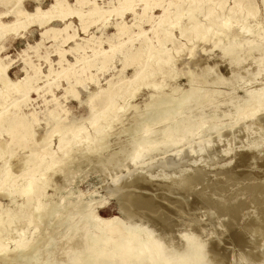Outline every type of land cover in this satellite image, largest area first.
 <instances>
[{
	"label": "rangeland",
	"instance_id": "obj_1",
	"mask_svg": "<svg viewBox=\"0 0 264 264\" xmlns=\"http://www.w3.org/2000/svg\"><path fill=\"white\" fill-rule=\"evenodd\" d=\"M98 2H102L107 9L118 6L111 0ZM255 2L260 17H249L244 24L245 30L254 32L244 33L245 30L233 22L226 33L218 31L214 38L189 44L175 55L170 75L157 78L160 89L145 86L147 79L139 82V89L131 98L127 97V93L125 101H129L123 105L119 115L108 122L111 126L107 124L102 135L96 136L101 135L100 141L89 145L84 142L61 158L62 164L43 177L48 181L43 204L50 207L43 219L30 218L25 215L27 212L19 218L15 212L16 202L12 203L14 198L6 195L5 190H0V218L6 209L13 214L3 238L8 244L6 250L11 264H42L58 245L70 243L69 238L76 232L73 239L80 240L78 231L82 230L84 218H81L86 212V203L102 218L116 215L122 219L120 202L130 204L127 207L131 216L125 221L127 224L140 225L150 235L162 239L163 246H168V249L173 245L175 249L184 250L202 245L210 264H264V50L255 48L264 45V41L255 37L260 27L257 22L264 23V7L260 0ZM25 4L32 12L33 0H26ZM227 5L232 6V0H227ZM163 7L174 9L166 2ZM158 15L160 12L155 11L154 16ZM68 22L72 23V27L78 25L73 18ZM39 32L33 25L25 30L23 38L8 37L4 41L0 58L8 57L2 66L9 64L6 76L10 80L24 77L23 68L29 69L33 64L41 65V72L47 71V65L36 57L35 51L45 56L52 51L53 43L49 39L41 40ZM142 37H133L134 44ZM38 43L36 49L30 48ZM233 43L237 45L234 51L237 60L224 51L226 45L228 48ZM216 44L219 46L215 47ZM153 46L156 44L153 43ZM54 68L58 70L56 66ZM131 70V67H126L120 74L114 63L98 72L94 83L86 80L88 89L76 85V97L72 94L63 96V89L67 86L61 79L60 87H53V93L68 111L66 118L80 123L89 116L85 105L88 91L93 92L97 84L103 86L106 82L117 81L120 76H129ZM191 88L197 90L196 101L187 99L179 114L178 111L175 114L176 109L173 108L166 110L164 121L148 123V132L141 133L140 127L147 123L153 96L177 98ZM42 96L31 95L30 107L24 106V98H16L22 105V114L30 109L38 113L40 121H32L31 126L37 143L42 141L46 110L53 108L52 104H43ZM259 105H262L259 110L247 113L256 110ZM244 109L245 112H242ZM180 123L184 126L177 132L173 127ZM7 138L8 134L1 131L0 148ZM57 139L55 136L51 140L54 149L57 148ZM136 150L140 153L133 162L131 159ZM26 151L15 146L10 154L0 157V166L6 163L9 179L18 176L16 185L24 183V178L19 175L24 167L22 159ZM145 198H149L146 202L149 205H131L133 200ZM78 202V214L75 213L72 219L70 208ZM67 207V214H63V209ZM18 235H23L29 247L35 246L33 249L41 246V242L48 246L44 250L39 246L37 260L26 263V259H18L14 255L11 237ZM48 237L59 240L54 242L51 239L48 243ZM74 241L71 243L75 244ZM197 242L201 244L197 245Z\"/></svg>",
	"mask_w": 264,
	"mask_h": 264
},
{
	"label": "bare ground",
	"instance_id": "obj_2",
	"mask_svg": "<svg viewBox=\"0 0 264 264\" xmlns=\"http://www.w3.org/2000/svg\"><path fill=\"white\" fill-rule=\"evenodd\" d=\"M98 1L33 0L34 7L32 12H29L26 8V0H0V50L4 49L3 43L8 37L23 38L25 30L33 25L39 29L41 40L49 39L53 43L52 51L45 56L35 51L36 57L43 60L48 67L45 73L40 71L41 65L33 64L29 66V69L23 68L24 77L12 81L6 76L9 64L2 66L3 61L8 57L0 58V132L8 134V138L0 148V157L3 154H10L11 148L15 146L21 150L27 149L22 159L24 167L19 175L24 178L22 185H16L18 179L16 175L9 179L6 163L0 166V190H5L6 195L14 198L12 203L16 202L15 212L19 218L23 217L25 212H27L25 215L37 220L46 216L50 207L47 208L43 204L48 187V181L43 177L60 166L61 158L80 144L86 142L89 145L100 141L108 122L115 119L123 105L129 101H125L127 93L129 92L127 97L131 98L139 89V82L147 79L148 83L145 86L150 85L151 88L160 89L157 78L162 79L169 74L175 55H178L189 44L214 38L218 31L226 33L233 22H236L241 30H245L244 24L249 17L257 19L260 17L255 0H232V6L227 5V0H111V3L119 6V8L115 6L111 9L103 7L102 2ZM165 2L168 7L173 6L174 9H164L163 3ZM260 3L264 7V0H260ZM155 11H159L160 15L155 17ZM70 18L78 21L77 27H72V23L68 22ZM155 21L158 22L155 24ZM53 23H58V26ZM257 23L260 27L255 37L264 41V23ZM79 32L82 36H79ZM245 32L251 34L254 30H245ZM176 33L178 34L175 36H178L177 39L174 38ZM140 36H143L142 39L134 44L132 38ZM153 43L156 46H153ZM167 44L171 46L170 49L166 48ZM65 46L68 48H64ZM37 47L39 43L30 48L36 49ZM226 48L227 45L224 47L225 54H232L233 60H237V54L234 53L237 45L233 43L227 50ZM255 48L263 51L264 45L255 46ZM51 56L55 59H51ZM241 59L240 57V61ZM114 63L117 64L120 74L126 67L132 68L131 74L120 76L117 81L106 82L103 86L97 84L93 92L88 91L85 105L89 116L86 121L76 123L75 120L66 118L68 111L61 106L53 93V87H60L59 80H63L67 86L63 89V96L72 94L76 97L77 93L74 88L76 85L88 89L85 81L94 83L97 80V73ZM55 66L58 70L54 68ZM153 76L154 78L150 81ZM40 80H42L41 85H38ZM196 91L194 88L185 90L177 98L167 96L164 99L153 96L147 123L140 127L141 133L148 132V123L159 124L164 121L166 110L173 108L176 109L175 114L177 111L179 114L184 105L186 106L187 99H198ZM40 94L43 95V104L45 106L52 104L53 108L46 110L44 115L46 118L42 126L44 131L42 141L37 143L31 126L32 121H40L38 113L30 109L22 114V105L16 98H24V106L30 107L31 95L40 97ZM45 95L49 96L44 98ZM189 102L191 101L187 103ZM261 106L247 113H254ZM3 110H6V113H2ZM175 114L173 113L174 116ZM108 126L111 125L108 124ZM182 126L184 125L180 123L173 128L178 132ZM99 134H101L100 137L96 138ZM55 136L58 137L55 144L56 149L51 142ZM145 149L147 150L148 147ZM139 153L140 151L136 150L131 161L135 162ZM142 199L133 200L131 205L145 204L149 198L147 200L145 198L146 201ZM120 203L119 210L122 219L116 215L102 218L94 213L93 209L88 208L90 204L86 203L84 205L86 212L81 213L83 216L81 220L84 218L82 230L78 231L81 234L80 240L74 241L73 237L76 236V232L69 238L70 243L65 246L62 243V246L57 244L59 248L55 246L51 248L55 250L51 251L52 253L42 264H210L202 245L188 250L182 248L181 250L177 247L175 249L173 245L174 247L168 249V246H163L162 239L159 238L162 240L161 243L158 237L150 235L146 229L139 227L140 225L127 224L131 216L128 210L130 204ZM78 205H80L79 202L75 203L72 208L69 207L71 218L76 213ZM67 210L68 207L64 208L62 213L67 214ZM2 213L0 264H11L12 260H9L6 250L8 244L3 238L11 224L13 214L9 209L3 210ZM20 231L22 232V229ZM51 239L48 237V243ZM55 239L56 237L52 240L55 242ZM11 241L15 257L26 259L24 260L26 263L35 262L40 249L44 250L48 246L41 242L40 249L39 246L33 249L35 246L29 247L24 242L23 235H18L16 238L12 236ZM73 241L76 243H71ZM200 244L197 242V245ZM186 246H188L187 242Z\"/></svg>",
	"mask_w": 264,
	"mask_h": 264
}]
</instances>
